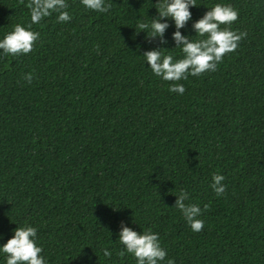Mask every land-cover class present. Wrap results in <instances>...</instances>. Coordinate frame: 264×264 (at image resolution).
<instances>
[{"label":"trees","instance_id":"16d2710c","mask_svg":"<svg viewBox=\"0 0 264 264\" xmlns=\"http://www.w3.org/2000/svg\"><path fill=\"white\" fill-rule=\"evenodd\" d=\"M28 2L0 0V38L30 23ZM155 2L105 0L98 12L66 0L70 20L53 12L31 25L32 51L0 54V243L27 223L48 264H135L119 254L123 221L159 234L161 264H264V0H195L182 35L201 39L192 24L215 3L238 10L228 27L246 35L215 71L180 81L140 56H183L171 20L163 37L139 31ZM181 189L200 231L174 206Z\"/></svg>","mask_w":264,"mask_h":264},{"label":"clouds","instance_id":"9594fccd","mask_svg":"<svg viewBox=\"0 0 264 264\" xmlns=\"http://www.w3.org/2000/svg\"><path fill=\"white\" fill-rule=\"evenodd\" d=\"M87 8L98 12L108 11L105 0H80ZM195 0H156L157 15L150 21L138 23L139 31H144L146 39L163 37L165 30L172 21L175 31L172 37L175 46L183 53L181 58L174 59L173 55L165 53L168 48H153L143 52L142 56L152 73L165 81H180L188 75L198 76L205 71H215L217 64L224 55L237 48L238 41L246 33H237L229 25L238 18V10L229 3H215L192 24L195 35L201 39H189V35H182L180 29L191 19L190 6H195ZM29 9L30 23L16 24L12 30L0 38V54L17 55L32 51L33 43L39 38V33L31 29L32 24L39 23L42 18L56 12L59 22L71 19L66 11V0H29L26 5ZM224 25L225 27H221ZM137 31V32H139ZM173 47V48H174ZM31 74H25V79L31 81ZM169 92L183 94L185 88L181 83L169 85ZM222 174L214 173L210 187L219 196L225 191ZM174 206L184 216L186 222L194 232L200 231L204 221L199 219L201 208L197 204H186L189 196L181 189L176 195ZM206 207V206H205ZM118 241L123 245L120 255L131 254L135 264H161L165 261L167 251L161 246L159 234L151 229L137 232L121 221L118 232ZM103 255H112L108 248H104ZM43 249L37 243V229L31 224H23L13 229V234L6 242L0 243V254L3 255V264H48ZM166 264H175L169 258Z\"/></svg>","mask_w":264,"mask_h":264}]
</instances>
